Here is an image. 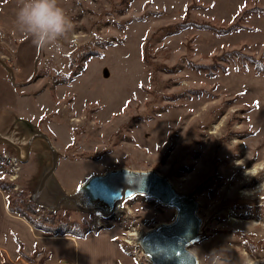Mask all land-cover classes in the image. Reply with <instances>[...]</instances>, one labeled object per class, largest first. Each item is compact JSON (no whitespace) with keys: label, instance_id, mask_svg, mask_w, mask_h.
Returning a JSON list of instances; mask_svg holds the SVG:
<instances>
[{"label":"rangeland","instance_id":"obj_1","mask_svg":"<svg viewBox=\"0 0 264 264\" xmlns=\"http://www.w3.org/2000/svg\"><path fill=\"white\" fill-rule=\"evenodd\" d=\"M23 3L0 0V59L15 77L0 63V134L25 143L21 119L46 132L67 190L155 169L201 203L200 264H264V0H58L73 24L59 52L18 29ZM41 161L0 143L14 213L46 234L112 231L125 264H149L135 239L173 210L138 197L110 220L49 212L29 199Z\"/></svg>","mask_w":264,"mask_h":264},{"label":"water","instance_id":"obj_2","mask_svg":"<svg viewBox=\"0 0 264 264\" xmlns=\"http://www.w3.org/2000/svg\"><path fill=\"white\" fill-rule=\"evenodd\" d=\"M0 63L14 81L13 69L1 59ZM20 123L28 133L25 143H16L1 134L0 143L12 147L22 163L28 162L32 152L41 155L29 197L32 203L52 213L66 209L110 220L124 212L131 200L151 199L173 210L174 218L157 223L135 239V246L146 261L149 264H200L192 248L205 238L208 221L200 215L201 203L194 193L179 189L167 175L155 169L129 168L90 175L74 189L67 190L56 174L61 153L50 136L28 120L21 119Z\"/></svg>","mask_w":264,"mask_h":264},{"label":"crops","instance_id":"obj_3","mask_svg":"<svg viewBox=\"0 0 264 264\" xmlns=\"http://www.w3.org/2000/svg\"><path fill=\"white\" fill-rule=\"evenodd\" d=\"M111 232L102 230L84 237L46 234L10 211L0 190V255L10 264L19 260L32 264L21 253L28 257L37 255L39 264H125L128 253L119 248Z\"/></svg>","mask_w":264,"mask_h":264},{"label":"clouds","instance_id":"obj_4","mask_svg":"<svg viewBox=\"0 0 264 264\" xmlns=\"http://www.w3.org/2000/svg\"><path fill=\"white\" fill-rule=\"evenodd\" d=\"M16 24L22 33L30 35L38 48L58 45L59 40L66 36L73 24L58 0H24L16 14Z\"/></svg>","mask_w":264,"mask_h":264},{"label":"trees","instance_id":"obj_5","mask_svg":"<svg viewBox=\"0 0 264 264\" xmlns=\"http://www.w3.org/2000/svg\"><path fill=\"white\" fill-rule=\"evenodd\" d=\"M222 31V30H221ZM10 209V208H9ZM10 211H12L11 209H10ZM13 212V211H12ZM18 214H19V216H21V217H23V218H25L30 224H32L34 227H36L35 226V222L33 221V220H31L30 218H28L25 214H23V213H20V212H18ZM37 228V227H36ZM46 231H49V230H46ZM50 232V231H49ZM62 235H67V232H65V233H62ZM77 235V234H76ZM77 236H80V237H84V234H82V235H77ZM19 247H20V249H22V245H21V243L19 244ZM21 251V250H20ZM23 256H24V258H26L27 260H29L30 262L31 261H34V259H33V257H28V256H26V255H24L23 253H21ZM2 263L3 264H10L8 261H7V259L5 258V257H3V260H2Z\"/></svg>","mask_w":264,"mask_h":264},{"label":"bare ground","instance_id":"obj_6","mask_svg":"<svg viewBox=\"0 0 264 264\" xmlns=\"http://www.w3.org/2000/svg\"><path fill=\"white\" fill-rule=\"evenodd\" d=\"M250 170L247 171V173L249 172ZM255 171V170H253ZM234 221H237L236 219H233ZM26 263V262H25ZM17 264H24V261L23 260H19V262H17ZM65 264V263H64Z\"/></svg>","mask_w":264,"mask_h":264}]
</instances>
